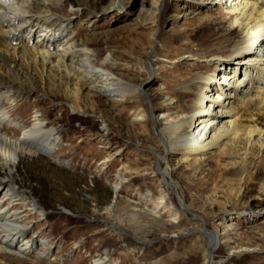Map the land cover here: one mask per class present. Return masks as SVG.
<instances>
[{"label": "rangeland", "instance_id": "374dc122", "mask_svg": "<svg viewBox=\"0 0 264 264\" xmlns=\"http://www.w3.org/2000/svg\"><path fill=\"white\" fill-rule=\"evenodd\" d=\"M60 3L57 13L71 22L63 46L88 50L77 59L113 74L128 97L86 89L88 80H72L55 60L23 58L21 48L39 34L28 44L0 39V76L11 78L16 64L21 87L33 89L8 99L3 110L26 126L40 115L59 141L53 154L17 161L18 190L38 204L24 209L25 239L35 245L25 255L5 254L0 264H210L205 228L219 239L211 264H264V146L228 143L185 162L182 153H167L162 139L167 124L195 108L200 76H214L206 59L229 56L240 38L230 33L223 5ZM242 117L243 126L264 131L258 102Z\"/></svg>", "mask_w": 264, "mask_h": 264}, {"label": "bare ground", "instance_id": "6f19581e", "mask_svg": "<svg viewBox=\"0 0 264 264\" xmlns=\"http://www.w3.org/2000/svg\"><path fill=\"white\" fill-rule=\"evenodd\" d=\"M209 2L223 5L228 18L233 21L234 28L230 33L238 31L240 38L229 56L216 55L206 59L215 69V74L200 76L193 90L197 96L195 108L162 129L167 153L180 152L185 162L225 147L228 143L234 147L245 142L249 149L264 146V131L256 126H243L242 117V111L254 102L264 107V0ZM116 5V1L112 2L109 8ZM63 8L60 0H0V39L4 42L23 40L28 44L31 35L39 34L30 48H21L23 58L33 57L46 65L55 60L57 69L64 71L72 80H88L84 86L86 89L98 87L96 91L101 95L128 97V91L116 82L113 74L77 59L81 53L86 55L88 50L78 51L71 45L63 46L71 26L68 18L57 13ZM1 47L12 46L1 44ZM13 49L17 54L18 50ZM11 69V78L8 74L0 76V262L7 253L15 251L25 255L35 245L25 239L27 227L24 225V209L35 210L38 204L18 190L13 174L17 161L24 155L53 154L59 144L56 132L47 129L40 115H35L26 126L15 122L9 110H3L2 106L8 99L33 90L22 88L19 84L16 78L21 70L16 64H12ZM79 96L80 90L77 89L73 97L78 101ZM233 100L237 102L236 105ZM184 130L187 131L184 133ZM17 131L21 133L19 138L10 136L9 132ZM1 171L7 175L2 177ZM168 175L166 171V177ZM173 184L175 187L169 186L177 190L178 185ZM176 194L179 205L188 209L181 203L178 192ZM204 232L212 247V252H209L211 264L219 239L213 231L205 228Z\"/></svg>", "mask_w": 264, "mask_h": 264}, {"label": "water", "instance_id": "95a60500", "mask_svg": "<svg viewBox=\"0 0 264 264\" xmlns=\"http://www.w3.org/2000/svg\"><path fill=\"white\" fill-rule=\"evenodd\" d=\"M209 252H210V253L212 252V247H211V245L209 246Z\"/></svg>", "mask_w": 264, "mask_h": 264}]
</instances>
